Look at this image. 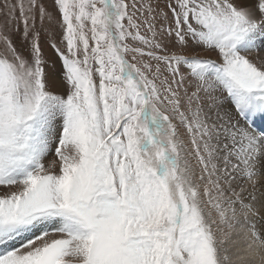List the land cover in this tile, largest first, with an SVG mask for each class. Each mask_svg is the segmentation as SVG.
I'll use <instances>...</instances> for the list:
<instances>
[{
  "label": "snow or ice",
  "instance_id": "obj_1",
  "mask_svg": "<svg viewBox=\"0 0 264 264\" xmlns=\"http://www.w3.org/2000/svg\"><path fill=\"white\" fill-rule=\"evenodd\" d=\"M0 188V264H264V0H0Z\"/></svg>",
  "mask_w": 264,
  "mask_h": 264
},
{
  "label": "rangeland",
  "instance_id": "obj_2",
  "mask_svg": "<svg viewBox=\"0 0 264 264\" xmlns=\"http://www.w3.org/2000/svg\"><path fill=\"white\" fill-rule=\"evenodd\" d=\"M52 159H53V154L50 153V154L47 156V158L45 159L44 163L47 165L50 161H52ZM4 190H5V189L0 188V193H2ZM69 259H72V258H69Z\"/></svg>",
  "mask_w": 264,
  "mask_h": 264
}]
</instances>
